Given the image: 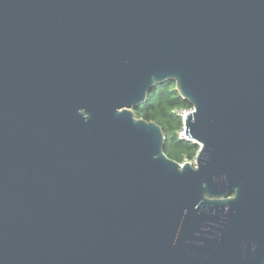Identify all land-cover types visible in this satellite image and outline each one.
Listing matches in <instances>:
<instances>
[{"label":"water","instance_id":"95a60500","mask_svg":"<svg viewBox=\"0 0 264 264\" xmlns=\"http://www.w3.org/2000/svg\"><path fill=\"white\" fill-rule=\"evenodd\" d=\"M0 264H264V0H0Z\"/></svg>","mask_w":264,"mask_h":264},{"label":"trees","instance_id":"16d2710c","mask_svg":"<svg viewBox=\"0 0 264 264\" xmlns=\"http://www.w3.org/2000/svg\"><path fill=\"white\" fill-rule=\"evenodd\" d=\"M191 108L192 105L180 97L176 84L167 82L158 85L149 94L147 102L134 112L137 119L155 122L163 129L166 138L164 152L179 164L193 162L200 149L194 141L180 136L184 125L178 112Z\"/></svg>","mask_w":264,"mask_h":264},{"label":"built area","instance_id":"2783aa9c","mask_svg":"<svg viewBox=\"0 0 264 264\" xmlns=\"http://www.w3.org/2000/svg\"><path fill=\"white\" fill-rule=\"evenodd\" d=\"M193 112H194V108L193 107L191 109L181 110V111L178 112V115L182 118L183 125H184L183 130L180 133V136H181L182 139H185V140H188V141H193V140H191V138L186 136V130H185V121H186V119H185V117L188 114H191V113L193 114ZM186 163H191L194 167H196V159L193 162H186ZM186 163L180 164L181 168Z\"/></svg>","mask_w":264,"mask_h":264}]
</instances>
